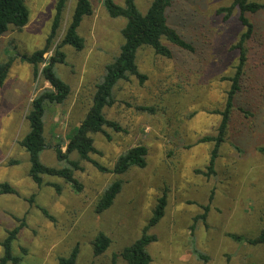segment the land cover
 <instances>
[{
	"label": "rangeland",
	"instance_id": "obj_1",
	"mask_svg": "<svg viewBox=\"0 0 264 264\" xmlns=\"http://www.w3.org/2000/svg\"><path fill=\"white\" fill-rule=\"evenodd\" d=\"M56 1L27 0L26 26L10 28L0 37V62L14 58L0 87V184L7 183L17 192L0 195V258L2 242L10 231L20 228L11 246L13 257L20 259L18 264H58L75 247L76 264H110L113 255H117L115 264H125L118 255L141 236L162 194L166 197L164 216L149 231L156 237L147 247L150 264H264V245L251 246L228 236L253 239L264 229V155L257 151L264 148V16H247L255 35L247 45L241 89L214 174L196 173L207 172L213 149L212 143L199 140L216 135L221 120L218 112L224 109L230 89L226 79L235 72V45L243 29L237 9L228 18L217 13L232 0H179L168 12V23L192 43L194 52L172 47L173 57L165 59L148 48L139 50L137 66L146 80L118 83L113 106L103 112L120 131L105 128L110 140L102 134L92 136L96 154L90 159L99 165L112 169L122 153L142 145L147 149L146 166L114 176L100 173L92 163L72 154L70 160L79 161L82 168L74 174L83 185L78 194L59 178L43 176V185L36 186L28 177V155L19 145L28 132L30 103L48 87L40 76L44 64L35 75L33 67L20 58L44 48ZM89 1L93 13L77 29L84 49L64 46L65 63L55 66L71 95L64 105L46 109L48 148L40 161L50 168L64 167L53 149L60 144L65 150L88 107L94 83L120 45L124 21L107 15L103 0ZM113 1L123 4V0ZM151 1L135 3L144 13ZM255 1L264 4V0ZM73 5L74 0H69L45 60L61 42ZM117 179L122 189L113 206L95 215L96 200ZM52 184L60 186V192ZM98 232L108 236L111 244L94 258L92 242Z\"/></svg>",
	"mask_w": 264,
	"mask_h": 264
},
{
	"label": "trees",
	"instance_id": "obj_2",
	"mask_svg": "<svg viewBox=\"0 0 264 264\" xmlns=\"http://www.w3.org/2000/svg\"><path fill=\"white\" fill-rule=\"evenodd\" d=\"M27 0H0V37L10 28L21 30L26 26L29 20V11L26 6ZM69 0H57L55 4V14L51 24L50 32L45 41V46L41 50L35 51L28 57H21L22 61L27 62L33 67L34 74H38L39 66L44 64L40 71V76L47 88L41 90L31 101L26 121L28 132L19 142L20 147L27 153L29 160L28 177L38 187L43 185L42 177L48 176L59 178L70 186L75 193H81L83 185L75 178V172L81 170L79 161H86L100 172L121 176L132 168H144L146 166L147 149L142 146H134L122 153L115 162L112 169L99 165L90 159L91 154H96L93 146V135L102 134L107 140L110 136L105 132V128H110L115 132L120 131L116 122L108 121L104 117V110L114 104V89L120 82L129 81L134 78L142 84L146 76L139 72L137 66V54L143 48L150 49L156 56L171 59L173 57L172 47L184 52L193 53L194 47L191 42L184 38L177 30L168 23V12L179 0H152L144 13L136 6L135 0H123V4H116L113 0H103L102 5L106 14L111 19H121L124 21L119 34L121 37L117 55L112 58L104 67L103 73L94 83L93 90L89 95L88 107L79 121V125L73 129L68 137V143L65 150L62 151V145L57 144L54 147L56 160L65 164L62 168H50L41 163L40 154L48 148L44 136V117L49 105H64L71 95L70 87L61 80L55 71L57 64L65 63L66 55L62 51L64 46H70L81 51L84 49V40L79 37L77 29L83 18L90 17L93 8L89 0H74V5L69 14L68 23L64 29L61 42L56 47L53 56L47 60L44 59L45 53L53 45L54 40L61 27L65 10ZM238 10V23H240L243 32L235 45L238 52V61L233 76L226 79L230 82V89L227 92L224 109L218 114L221 117L215 136H206L199 140L201 143H212L213 149L206 167V173L197 170L198 174L209 176L214 174L215 162L218 157L219 148L224 143L231 113L233 110L234 99L240 92L243 71L248 61L247 45L252 41L255 35L254 24L248 19V15L264 16V4L255 0H232L228 7L218 9V14H223L226 18L230 17L233 11ZM13 57H9L6 62H0V87L2 86L9 68L13 62ZM152 111V109L144 108ZM217 113V112H216ZM257 151L264 155V148H258ZM76 154L79 161L70 160V155ZM58 192L60 186L51 185ZM122 189V182L115 180L110 183L100 194L93 208L95 215H101L108 211L114 204ZM0 195H17L15 189L9 184H0ZM31 198V203H32ZM212 197H210V201ZM166 207V197L162 195L156 200L155 206L151 212V218L143 228L141 236L134 241L132 245L126 247L118 255L125 264H150L151 257L147 251L149 244L155 242L156 237L149 233L150 229L155 227L163 218ZM204 214L200 219L204 220L208 207L203 209ZM41 212L52 219L46 210ZM20 228L10 231L2 242L3 255L0 258V264H18L19 258L13 257L11 246L16 239ZM231 239L243 242L251 246L264 245V229L260 230L253 239H247L241 236H231ZM111 241L103 232H98L92 242V254L94 258L102 256L110 247ZM78 257V247H75L66 258H61L58 264H76ZM110 264L117 255H113ZM200 257V256H199Z\"/></svg>",
	"mask_w": 264,
	"mask_h": 264
}]
</instances>
